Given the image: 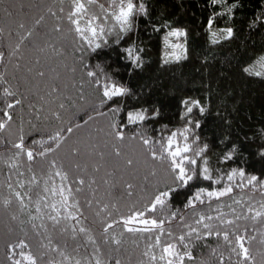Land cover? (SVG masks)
Returning <instances> with one entry per match:
<instances>
[{"label": "snow or ice", "instance_id": "6c2138e0", "mask_svg": "<svg viewBox=\"0 0 264 264\" xmlns=\"http://www.w3.org/2000/svg\"><path fill=\"white\" fill-rule=\"evenodd\" d=\"M209 4L218 6L205 24L211 42L232 37L240 0ZM16 8L19 18L0 24V143L11 145L0 154L8 169L0 208L6 231L19 232L5 241L4 264H127L120 249L129 235L135 264H264V140L253 153L262 171L248 169L247 138L202 140L211 105L188 95L179 100L178 126L152 128L148 122L157 121L160 106L127 104L144 87L134 90L107 62L115 50L127 72L143 70V44L128 34L140 15L160 31L146 0H51ZM248 23L264 25V6ZM163 26L172 50L161 63L187 58V26ZM207 87L211 92V82ZM33 120L44 121L43 128L26 139ZM214 145L225 147L215 152ZM214 152L223 167L212 166ZM69 241L76 249L90 244L92 252L71 256ZM195 242L207 248L199 257Z\"/></svg>", "mask_w": 264, "mask_h": 264}, {"label": "trees", "instance_id": "16d2710c", "mask_svg": "<svg viewBox=\"0 0 264 264\" xmlns=\"http://www.w3.org/2000/svg\"><path fill=\"white\" fill-rule=\"evenodd\" d=\"M51 0H0V24H12L19 18L16 8L17 3H50ZM100 3L108 4L109 0H99ZM231 3L232 0H226ZM149 5L152 23L159 22L161 28L159 32L152 31L146 23V17L140 15L137 18L138 28L128 35L135 38L137 44H143L144 58L146 65L142 71L133 70L132 73L126 71L125 62L120 60L113 51L112 59L107 60L112 64L115 75L123 81H130L129 86L137 92L141 86L144 91L135 98L129 97L127 104L138 105L143 102H155L160 106V116L157 121H149L152 128L157 123H164L170 126H178L180 118L177 113L180 110L179 100L182 96L188 95L192 98H199L202 103H210V109L205 113L201 126L200 135L212 143L213 140H221L223 136L233 140L239 138L247 143L244 144L246 153L244 159L248 161L245 165L250 170L262 171L258 158L254 157V150L264 140L260 129L264 128V72H254L248 68L249 63L260 53H264V25L255 28L249 26V19L253 18L262 6L264 0H240V7L236 8L231 24L234 27L232 37L217 39L212 43V38L205 27L210 8L215 9L217 5H210L209 0H146ZM11 9V15H6L4 5ZM26 13L28 9L24 10ZM170 25L187 26L188 56L180 61L161 63L163 60V34L166 31L164 22ZM221 21H215V26L219 27ZM125 39H128L126 36ZM4 42L0 37V44ZM206 56L204 61L201 57ZM248 71L245 72L244 68ZM3 65H0V70ZM259 73V75H257ZM211 82V92L207 87ZM3 95H0V103H3ZM219 110V114L217 111ZM195 112V109H194ZM35 128L29 131L26 128V139L32 138V133L42 130L44 121L33 120ZM215 147V145H214ZM225 145L215 147V152H222ZM11 148L8 143H0V154ZM215 152L211 154V164L213 167H223L217 163ZM255 160V162H254ZM8 169L0 158V185L6 179ZM245 193L249 189L243 190ZM35 192V190H34ZM33 192V194H34ZM6 194L0 188V195ZM259 190L253 193L258 198ZM179 201H173L174 204ZM255 205H253L254 207ZM7 213L0 208V264H4L5 241L12 236L19 235L18 231L8 233L5 229ZM250 223V222H249ZM27 227V225H26ZM92 227L99 234V223ZM258 227V225H257ZM29 237H32L30 228H27ZM55 239L60 237L53 233ZM135 237H126L125 245L121 247V258H128L127 264H135L137 259V249L131 243ZM215 239L209 238L208 244H214ZM104 252L108 251V246L103 240L99 241ZM143 242H141V246ZM68 254L79 258L87 256L92 252L90 244L81 242L79 249L69 241ZM194 256L199 257L206 252L207 248L202 242H195L192 246ZM185 264H189L186 260Z\"/></svg>", "mask_w": 264, "mask_h": 264}, {"label": "rangeland", "instance_id": "374dc122", "mask_svg": "<svg viewBox=\"0 0 264 264\" xmlns=\"http://www.w3.org/2000/svg\"><path fill=\"white\" fill-rule=\"evenodd\" d=\"M170 39L175 43L176 39L175 37H170ZM181 40L183 38H180ZM171 46L170 45H165L164 43V48H163V58L165 59L164 53L167 51H171ZM248 68L254 72H264V53H260L257 57H255L248 65Z\"/></svg>", "mask_w": 264, "mask_h": 264}]
</instances>
